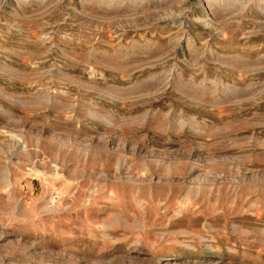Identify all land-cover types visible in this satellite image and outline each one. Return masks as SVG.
<instances>
[{
    "label": "rangeland",
    "instance_id": "1",
    "mask_svg": "<svg viewBox=\"0 0 264 264\" xmlns=\"http://www.w3.org/2000/svg\"><path fill=\"white\" fill-rule=\"evenodd\" d=\"M0 264H264V0H0Z\"/></svg>",
    "mask_w": 264,
    "mask_h": 264
}]
</instances>
